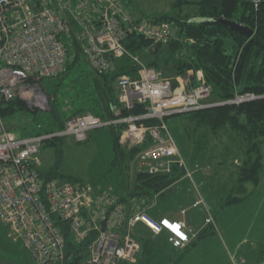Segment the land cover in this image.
Wrapping results in <instances>:
<instances>
[{"label": "built area", "instance_id": "obj_1", "mask_svg": "<svg viewBox=\"0 0 264 264\" xmlns=\"http://www.w3.org/2000/svg\"><path fill=\"white\" fill-rule=\"evenodd\" d=\"M244 1L256 7L264 3ZM73 23L82 31L86 58L97 73L114 68L111 57H129L139 66L138 78L118 79L119 101L129 109L145 104L147 113L111 122L93 114L79 115L69 119L65 129L55 135L34 137H20L9 131L0 113V220L16 241L25 243L35 264L66 261L67 244L59 221L69 226L78 244L98 233L86 247V259L80 264H136L141 244L134 234L140 224L156 236L166 234L173 248L182 249L191 242L193 233L184 221L152 217L146 208L121 203L119 197L108 192L94 195L91 184L45 182L39 157L49 138L71 136L77 142H85L93 130L125 123L123 147L146 145L137 156V172L170 175L174 166L186 168L165 119L221 104L209 103L212 89L205 82L175 88L171 78L146 66L124 45L129 32L142 34L156 44H166L172 38L169 23L136 22L121 0H0V107L20 95L24 99L35 98L41 104L43 98L37 85L29 89L27 78L53 79L66 71L68 44L64 37L75 31ZM181 79L190 81L188 76ZM252 99L254 95L246 94L234 102ZM147 119L158 122H142ZM200 203L196 201L195 205ZM213 220L207 218L206 223L214 224Z\"/></svg>", "mask_w": 264, "mask_h": 264}, {"label": "trees", "instance_id": "obj_2", "mask_svg": "<svg viewBox=\"0 0 264 264\" xmlns=\"http://www.w3.org/2000/svg\"><path fill=\"white\" fill-rule=\"evenodd\" d=\"M189 8L193 12L190 10L191 13H188ZM219 18L236 21L254 33L247 37L225 24L211 21ZM141 20L136 18V22ZM162 22L176 27V34L168 43L156 44L142 34L129 32L124 45L132 55L146 54L148 59L142 62L162 72L164 77L171 78L175 88L179 87L177 78L188 76L190 72H193L191 86L199 83L198 72L202 73L205 83L211 86L209 103L221 105L183 114L186 115L185 121L189 122L185 124L189 141L194 143L195 140L196 145L193 146L201 152H207L210 148L209 132L220 143L224 142L225 135L241 138L238 146L245 157L239 162L235 190L242 195L229 196L225 206H232L252 195L253 191L247 192V185L253 184L257 188L264 172V3L256 7L244 0H174L172 11L150 20L152 24ZM73 27L75 31L64 37L68 44L66 71L53 78L50 84L46 83L49 79L36 76L27 78L28 83L39 85L49 98L50 109L44 111L47 112V119L43 121L35 115L34 120L26 122V113L31 111L36 114L38 110L31 109L24 100L17 97L10 102H3L0 107L4 123L9 121L5 123L9 131L20 137L55 135L65 129L69 119L79 115L93 114L104 122H111L147 113L145 104H136L129 109L119 101L121 91L117 86L118 79L122 76L138 78L139 66L129 57L110 58L114 68L104 74L97 73L86 58L82 31L76 23H73ZM246 94L254 95L255 99L234 102L238 96ZM22 117H26L25 122L21 121ZM142 122L154 125L158 121L147 119ZM108 126L111 128L114 152L113 169L122 174L123 167L127 166L126 161L136 160L146 145L127 149L121 144L122 131L127 124ZM29 127L32 129L29 130ZM66 138L56 136L45 141L54 148L56 154L55 165L47 171H41L45 182L59 180L84 183L73 177H65L60 172ZM231 141L236 143L233 139ZM183 173L186 174V170L178 166H174L170 175L137 172L134 184L131 185L127 178L122 177L116 179L114 186L104 192L119 197L121 203L129 206L135 203L142 208L150 207L151 210L155 207H152L154 198L163 194ZM130 187L132 190H129ZM58 225L67 244L68 255L63 264H80L86 247L96 239L98 233H92L78 244L66 223L59 221ZM209 227L199 231L181 254L179 249L172 247L171 250L179 255L168 261L166 251L170 250V244L167 235L156 236L145 226L138 225L134 236L141 244V251L136 264H177L192 246L216 232L214 226ZM260 254L264 260V246Z\"/></svg>", "mask_w": 264, "mask_h": 264}, {"label": "rangeland", "instance_id": "obj_3", "mask_svg": "<svg viewBox=\"0 0 264 264\" xmlns=\"http://www.w3.org/2000/svg\"><path fill=\"white\" fill-rule=\"evenodd\" d=\"M121 1L134 18H142L146 23L172 11L174 2V0ZM190 10L193 12L190 8L187 12L191 13ZM170 26L172 37H174L176 27L172 24ZM139 58L143 61L148 59L144 53L139 55ZM53 81L54 79H49L46 83L50 84ZM197 81L205 82L201 72L197 74ZM28 84L30 85L28 88L33 89L31 84ZM33 87L36 86L33 85ZM37 88L38 94L43 98L41 104H38L35 98L24 99L21 95L18 96L31 109L38 110L36 114L31 111L27 112V121L26 117H22L21 121L31 122L35 115L43 121L47 119V112L44 111L50 109L49 98L39 85ZM184 118H186L184 114L175 115L167 118L166 124L186 161V174L183 173L163 194L154 198L158 200L155 205L156 211L171 218L175 217L174 214L179 217L187 215L189 219H193L191 226L195 230H199L204 225L206 229L214 226L216 232L196 246H192L177 264H244L241 263L242 258L245 259L246 264H264L260 254L261 247L264 245L263 243L260 244L261 246L255 244L256 238L264 236V186L262 190L260 185L255 188L253 184H248L247 192L253 191L252 195L232 206H225L230 195H242L235 190L238 184L239 162L241 163L245 157V153L243 154L238 146L241 138H230V135H225L224 142L220 143L218 138L209 132L210 148L207 152H201L194 148L195 140L194 143L192 140L189 141L187 125H185L189 122H186ZM5 123L8 124L9 121ZM230 139L236 143L234 144ZM39 157L42 160V170L47 171L55 165V150L46 142L43 143ZM113 158L111 128L105 126L91 131L89 139L85 142H77L71 136L66 138L60 172L65 177H73L86 184H91L94 195L114 186L115 180L122 179V177L127 178L131 185L134 184L133 180L137 173L136 160L126 161L127 166H124L123 173L119 174L118 170L113 169ZM196 201H201V203L195 205ZM149 209L150 207L146 208L147 211ZM207 218H213L214 224H207ZM234 242L237 244L243 242L238 254L233 251L229 252L226 246ZM179 251L181 254L183 249ZM179 254L173 252V259H176ZM230 254L234 257L233 259H230ZM83 257L84 261L86 257ZM0 264H35L34 257L25 243L21 240L16 241L11 236L9 228L1 220Z\"/></svg>", "mask_w": 264, "mask_h": 264}, {"label": "crops", "instance_id": "obj_4", "mask_svg": "<svg viewBox=\"0 0 264 264\" xmlns=\"http://www.w3.org/2000/svg\"><path fill=\"white\" fill-rule=\"evenodd\" d=\"M193 76V72H190L189 73V75H188V77L190 78V81H189V83L188 82H184V79H181V78H177V82L179 83V86H182L183 87V85L184 86H186V85H191V77ZM263 186H264V172H263V175H262V179H261V183H260V188H262V190H263ZM102 189V188H101ZM106 189H109V188H106ZM106 189H104V190H106ZM103 190V191H104ZM262 193V192H261ZM158 201V200H157ZM157 203V202H156ZM157 206H158V204H157ZM156 208L157 207H154L153 209H151V210H149L148 211V213L151 215V216H153V217H155V218H160V217H168L167 215H162V214H160L159 212L160 211H156ZM151 211H153V212H151ZM184 212V211H183ZM157 214V215H156ZM188 214V213H187ZM175 215V217H173L172 219H177V220H181V221H184L186 224H187V226L193 231V233L192 234H190L191 236V242L193 241V239H194V237L196 236V234L199 232V231H201L202 229H204L205 227H204V225H202L200 228H199V230H195V228L194 227H192L191 226V224L193 223V219H189V217L187 216V215H184V217H179V216H177L176 214H174ZM169 218H171V217H169ZM262 237H258V238H256L255 239V244L258 246V245H260L261 243H263V245H264V236L263 235H261ZM190 242V243H191ZM228 242V241H227ZM189 243V244H190ZM189 244H187L185 247H187ZM227 246V248L229 249L228 251L230 252V251H233L234 253H236V254H238L239 253V251H240V249L242 248V246H243V242L242 243H239V244H237V243H229V245H226ZM261 246V245H260ZM184 247V248H185ZM169 248H170V250H167L166 251V253H167V258L166 259H168V261H170L171 260V258L173 257V251L171 250L172 249V246L170 245L169 246ZM184 248H182V249H184ZM179 250H181V249H179ZM140 255V254H139ZM234 257L232 256L231 257V254H230V259H233ZM255 260V259H254ZM241 263H244V264H246V261H245V259L244 258H242V262ZM232 264V263H231Z\"/></svg>", "mask_w": 264, "mask_h": 264}, {"label": "water", "instance_id": "obj_5", "mask_svg": "<svg viewBox=\"0 0 264 264\" xmlns=\"http://www.w3.org/2000/svg\"><path fill=\"white\" fill-rule=\"evenodd\" d=\"M205 21H206V19H205ZM211 21L225 24L226 26H228L232 30L239 31L241 34H243V35H245L247 37H251L253 35V33H254L252 29H250V28H248V27H246L244 25H241V24H239L236 21L228 20V19H225V18L211 19ZM111 59L113 60L114 58L111 57Z\"/></svg>", "mask_w": 264, "mask_h": 264}]
</instances>
